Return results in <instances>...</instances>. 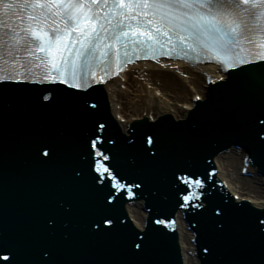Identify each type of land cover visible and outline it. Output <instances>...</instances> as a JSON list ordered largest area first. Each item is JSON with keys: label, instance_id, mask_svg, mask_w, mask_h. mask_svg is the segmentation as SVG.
Masks as SVG:
<instances>
[{"label": "snow or ice", "instance_id": "snow-or-ice-1", "mask_svg": "<svg viewBox=\"0 0 264 264\" xmlns=\"http://www.w3.org/2000/svg\"><path fill=\"white\" fill-rule=\"evenodd\" d=\"M253 35L264 37V0H0V103L10 97L28 96L46 109L66 97L91 118L96 105L89 108L82 93L71 90L107 83L110 73L116 75L112 70L113 54L117 68L140 54L156 60L186 58L189 51L205 56L217 53L218 58L223 54L222 62L233 68L264 60V51L252 46ZM242 41L249 46L242 49ZM97 70L101 73L99 80ZM97 128L106 130L98 120L93 123L87 137L88 157L94 153L99 159L89 162L87 172L82 168L76 171L74 179L83 181L96 195L88 212L87 238L101 245L115 244L116 248L102 257L60 261L56 258L57 243L49 241L41 249L43 256L33 264H157L148 232L127 229L112 203L118 199L113 186L135 196L132 189H139L147 180L127 184L118 178L114 171L118 161L114 153L109 155L113 148L100 143ZM244 132L254 154L264 155V121L246 123ZM143 135L144 160L150 165L158 164L168 149L165 136L158 130ZM29 150L36 162L51 165L60 159L62 143L57 138L37 137L31 140ZM105 175L111 176L108 184L103 179ZM182 179L197 190L183 194L186 203L181 207L212 210L209 222L214 236L203 249L206 264H264V219H250L253 210L236 203H214L211 195L201 191L205 186L202 179L191 175ZM201 197L200 203L192 204ZM72 210L70 202L60 199L56 207L46 210V223L40 230L51 236L61 221L67 228L70 221L63 218ZM64 235L67 239L70 233ZM37 243L27 233L9 235L0 230L3 260L10 264H26L28 248Z\"/></svg>", "mask_w": 264, "mask_h": 264}, {"label": "bare ground", "instance_id": "bare-ground-1", "mask_svg": "<svg viewBox=\"0 0 264 264\" xmlns=\"http://www.w3.org/2000/svg\"><path fill=\"white\" fill-rule=\"evenodd\" d=\"M203 71L220 76L213 65L191 68L177 61L136 62L125 73L127 79L123 82L124 88L119 78L104 85L110 110L115 117L118 114L125 118V122H120L124 130L133 118L154 119L164 113L173 114L176 118L184 117L193 105L192 96L203 97L208 91ZM244 156L242 151L231 148L217 157V163L233 193L240 198L251 199L257 205H263L264 186L260 183L259 176L251 177L241 173ZM128 212L137 225H143L145 211L140 202L129 204ZM176 222L183 263L198 264L197 258L189 252L195 250L190 241L192 233L181 213H178Z\"/></svg>", "mask_w": 264, "mask_h": 264}, {"label": "water", "instance_id": "water-1", "mask_svg": "<svg viewBox=\"0 0 264 264\" xmlns=\"http://www.w3.org/2000/svg\"><path fill=\"white\" fill-rule=\"evenodd\" d=\"M14 100H17V98H15ZM13 103V105L15 106V101H13L12 102ZM19 112L20 111H18L17 112V115H19ZM73 115H75V116H73ZM70 118L71 120H72V123H71V127H74L75 126V123H76V121H75V119H76V114L73 112V109L72 108H70V109H68L67 111H66V113H65V115L63 116V117H61V121H63L64 119H66V118ZM141 119H143V118H141ZM149 119H153V118H147V120H149ZM155 119V118H154ZM75 122V123H74ZM41 125V124H40ZM39 128V127H38ZM53 128H54V126H53ZM28 134H30V132H28ZM73 135H72V139H71V141H73V142H78L80 145H82V146H86L85 145V140L87 139V137L88 136H86L85 135V129H83L82 131H79L78 130V133L76 132H73L72 133ZM61 143H62V141H61ZM109 155H110V153H109ZM121 155H123V151L121 152V154H118V155H116L115 157H116V159H118V158H120L121 157ZM218 157V156H217ZM217 157H216V161H217ZM59 160L56 162V163H54V164H51V165H41L46 171H47V173H46V176H48V177H50V175L51 176H53V177H56V178H58L59 176H61V175H63L64 173H65V167H63V166H61L60 167V164H59ZM219 167V166H218ZM219 169H220V172H219V175L223 178V176H222V170H221V168L219 167ZM40 172L41 171H38L37 172V175H39L40 174ZM38 177V176H37ZM46 179V178H45ZM120 179H121V176H120ZM224 179V178H223ZM122 180V179H121ZM226 181V180H225ZM226 183H227V185H228V182L226 181ZM229 187V186H228ZM230 189V188H229ZM67 191V194H69L71 191L70 190H66ZM66 191H64V189H62L61 190V195L63 194V193H66ZM75 202H76V200H75ZM27 206H25V209H24V212L26 213V215H29L33 210H34V208L31 206V203H29V204H27V203H25ZM134 222V221H133ZM135 223V222H134ZM136 224V223H135ZM137 225V224H136ZM138 227H141V226H139V225H137ZM72 229H76V226H74V227H72Z\"/></svg>", "mask_w": 264, "mask_h": 264}]
</instances>
